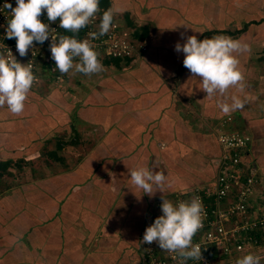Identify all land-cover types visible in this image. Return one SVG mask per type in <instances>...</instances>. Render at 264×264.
Wrapping results in <instances>:
<instances>
[{
    "label": "crops",
    "instance_id": "obj_1",
    "mask_svg": "<svg viewBox=\"0 0 264 264\" xmlns=\"http://www.w3.org/2000/svg\"><path fill=\"white\" fill-rule=\"evenodd\" d=\"M246 1L251 0H109L124 26L137 23L142 30L135 35L149 38L142 57L130 66L113 64L108 74L79 73L75 83L71 71L67 89L42 94L30 88L19 114L0 106V162L31 159L53 136L72 140L73 130L85 144H62L58 152L63 156L50 152L65 162L57 172L47 167L45 179L31 178L30 186L14 184L0 197V264H129L141 259L142 236L162 199L174 201L177 192L204 188L216 177L222 152L217 135L222 132L252 137L249 156L261 172L253 196L260 199L264 66L257 64V54L253 63L251 52L264 41L254 32L264 21L252 17L264 2ZM189 35H227L246 42L249 50L235 53L243 88L208 97L200 89L202 81L183 65L184 53L175 50L176 42L183 44ZM232 95L247 97V102L225 114L219 104L230 103ZM191 111L199 117L193 120ZM89 131L96 139L84 135ZM141 166L163 170L167 182L152 194L143 193L130 177V170Z\"/></svg>",
    "mask_w": 264,
    "mask_h": 264
},
{
    "label": "clouds",
    "instance_id": "obj_2",
    "mask_svg": "<svg viewBox=\"0 0 264 264\" xmlns=\"http://www.w3.org/2000/svg\"><path fill=\"white\" fill-rule=\"evenodd\" d=\"M0 8L11 9L4 35L16 38V50L23 57L33 48V42L43 44L51 34L50 52L56 68L61 73L73 72L91 75L103 70L102 61L89 39H78L76 35H59L54 37L50 31V23L59 18L60 28L78 33L80 29L92 23L100 11V0H3ZM42 11H46L47 22L40 19ZM114 27V12L105 10L100 16L98 31L89 35L93 38L103 36ZM183 35V34H181ZM246 42L227 35H215L198 39L189 35L183 44H175L177 52H183V65L190 70L192 76L202 81V89L208 97L216 93L224 94L229 88H243L244 79L239 68L237 52L248 51ZM33 64L21 63L15 56L0 54V106L7 105L13 114L21 113L25 101L36 76ZM247 97L231 96V102L219 104L220 110L229 114L242 109ZM133 184L152 194L161 189L167 182L163 170L141 166L130 170ZM155 189V190H154ZM162 214L148 225L142 236V242H157L159 248L175 252L183 258L184 264L189 259H201V246L194 244L192 237L203 227L204 207L198 198L174 203L163 198ZM262 256L248 252L236 260V264H261Z\"/></svg>",
    "mask_w": 264,
    "mask_h": 264
},
{
    "label": "built area",
    "instance_id": "obj_3",
    "mask_svg": "<svg viewBox=\"0 0 264 264\" xmlns=\"http://www.w3.org/2000/svg\"><path fill=\"white\" fill-rule=\"evenodd\" d=\"M15 6V0H11ZM3 4V0H0ZM104 8L100 7L92 23L71 33L60 28L59 18L49 22L54 37L59 35H76L78 39H89L99 55L108 57L130 58L142 48L144 40H140L130 32V28L122 26L114 19V27L103 36L93 38L89 33L98 31L100 16ZM11 9L0 8V54L14 55L21 63L33 64L36 80L31 88L41 91L46 87L67 89L70 86L71 70L61 73L51 57V34L43 44L33 42L26 56L21 57L16 50V38L9 39L4 35ZM47 22L46 11L40 15ZM125 27V28H123ZM127 28V29H126ZM139 40H137V39ZM232 117L229 116L226 121ZM222 152L216 160L218 173L212 182L204 188H195L190 193L177 192L174 203L188 201L198 197L204 207L203 227L192 237L194 244L201 246V259L217 255L219 259L230 261V255L242 252L248 246H259L264 242V192L260 199H254V191L259 183V169L250 159L249 144L252 137L240 132H222L217 135ZM5 174L0 171V197L6 193ZM162 214L161 207L155 212V218ZM197 260L189 259L186 264ZM129 264H184L183 258L175 252L159 248L157 242L145 243L144 257L133 260Z\"/></svg>",
    "mask_w": 264,
    "mask_h": 264
},
{
    "label": "rangeland",
    "instance_id": "obj_4",
    "mask_svg": "<svg viewBox=\"0 0 264 264\" xmlns=\"http://www.w3.org/2000/svg\"><path fill=\"white\" fill-rule=\"evenodd\" d=\"M258 1L259 0H257V2ZM246 2L247 3H254V0L246 1ZM263 2H264V0H263ZM263 9H262L261 3H260V7L256 8L252 12L253 13L252 17H254L256 19H260L264 15L263 14L264 12H262ZM127 14H129V18H130V13L129 12L128 13L125 12L124 13V16L127 18ZM114 19H116L115 21L117 23H119L122 26H124L123 22H121L122 21L121 18L118 15H117V17L114 16ZM125 26H127V25H125ZM231 26H232V28H235L233 24H231ZM257 27H261V28H259L258 30L254 31L255 32V35L258 38L260 37L261 39H264V25L261 24V25H259ZM123 28H125V27H123ZM127 28H130L129 30H130L131 34L134 36V38L136 36L135 35V32L137 33L140 30H142L141 26L139 24H137V23L136 24L134 23V25H132V26H127ZM148 39L147 40H144V42H142L143 45L145 47H147V48H148V44H149ZM137 40H139V39H137ZM145 52H146L145 49L143 50L142 48H139L134 53V55L132 57H130L131 58V61L130 62L126 63L125 61H121L120 64H118V66L119 67H122V66L124 67L125 65H127L129 63L132 64L133 63L132 62L133 60L139 59L140 57L143 56V54ZM251 53H252L253 63H254V60H255L254 58H256V54H257V55H259V57H258L259 60L257 61V64H260L259 65L260 68L263 67L264 66L263 65L264 64V41H261L260 44L259 43L256 44L254 46V48H253V50H252ZM98 58L102 61V64L104 66L103 67V70H105V71H101V73H104L105 72V74H108V73L112 72L110 70L115 69V67L112 66L113 64H108L107 63L109 60H111L110 57H107L104 54H101V55H99ZM130 64H129V66H130ZM111 67H113V69ZM75 73H76L75 74V80L73 78L74 82H72V83H75L76 79L79 80V78H80L79 73L78 72H75ZM91 75H94V74H91ZM91 75H90V77H91ZM95 77H97V76H94L93 78H91L90 79V82H95L96 81ZM249 78H250V76H249ZM79 82H81V81H79ZM39 92H42V94H48L49 92H52V90H51V87H46V89H42ZM186 108L188 110H191V109L194 110L192 108V106H189V107L186 106ZM191 112H192L191 114H194L193 111H191ZM190 117L193 120H195L199 116L195 113L193 116L191 115ZM73 131H75V130H73ZM73 131H72V134H71L72 140L67 135H63V136H53L52 138H54V139L51 140V141H49V142H47V143H45V145L43 147L40 146V149H38L37 155H33V157L31 159H26V157L29 158L30 156H21V157H16L14 159L11 158L10 160H8L9 162H11V163H9V165H10L9 168L12 167V169H13V170L12 169H8L7 170L8 171V174H10L11 177H12V179L11 178H8L7 179V182H11L12 183V186L11 187H13L14 184L16 185V188L18 187V185L19 186L20 185L21 186H23V185L24 186H30L31 183H29V181L31 182V180H32L31 178L42 177L43 179H45L44 177H46V175H48V173H49L48 172L49 170H47V169L50 168L51 166H52L53 170L56 169L55 172H57V169L60 168V167H62L65 164V162L59 160V158H57V157H52L51 154H50V152H57L58 156L61 157L63 155H59V152L58 151H60L59 149L61 148L62 144H68V143H74V144L75 143H83L84 144V139L83 140L80 139V138H82V134L79 133V131H77V130L75 132H73ZM85 134H87L88 136H90L91 139L95 136L93 134V132H91V131H89L87 133H84V135ZM96 136L93 139H96ZM56 139H57V141H56ZM91 139H89L87 141L88 144H87L86 147L89 146V149L91 148L90 147L91 141H92ZM56 146L58 148H56ZM85 150H87V149H85ZM56 160H59V163L57 164V167L56 166H53L54 163H57L58 162ZM24 166H26V167L24 168ZM26 169H30L32 171L31 172L28 171V173H27L25 171ZM260 173L261 172H259V175H260ZM17 176L20 179H18ZM13 178H15V179H13ZM16 188H14V189L16 190ZM251 245H253V246H248V248L245 249V250H242V252L239 251V252H236L234 254L232 253L230 255V257H226V258H230V261H227L228 259L226 261L221 260V259H219V257L217 255H214V256H209L204 261L203 260H197V261L193 262L192 264H236V260L238 258L242 257L243 255L247 254L250 251L251 252H254V253H257V254H260L262 256L261 264H264V242L261 245H259V246H255L254 244H251Z\"/></svg>",
    "mask_w": 264,
    "mask_h": 264
},
{
    "label": "trees",
    "instance_id": "obj_5",
    "mask_svg": "<svg viewBox=\"0 0 264 264\" xmlns=\"http://www.w3.org/2000/svg\"><path fill=\"white\" fill-rule=\"evenodd\" d=\"M109 5H110L109 0H100V7L104 8V11L109 9V7H110ZM263 21H264V17H261L260 19H256L257 23L263 22ZM248 26H249V23L245 24V26L240 31L241 32L245 31L248 28ZM141 36L142 35H140V38H139L140 40L143 39V37H141ZM110 58H111V60H109L107 63L108 64H114V65H117V66H118V64H120L121 61H125L126 63L130 62V58H120V57H110ZM55 89H57V88H55ZM59 89L62 90L61 88H59ZM9 163H11V162H9L8 160H3V161L0 162L1 174L6 173L5 174L6 181L4 182L5 183V188H6V193L5 194H7V192L11 189V186H12L11 182H7L8 178L12 179L11 175L8 174V171H7L9 169V166H10ZM13 179H15V178H13Z\"/></svg>",
    "mask_w": 264,
    "mask_h": 264
}]
</instances>
